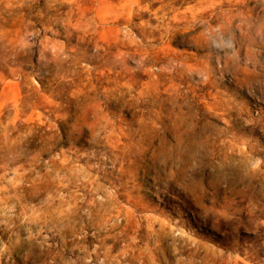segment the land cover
Segmentation results:
<instances>
[{
	"label": "rangeland",
	"instance_id": "obj_1",
	"mask_svg": "<svg viewBox=\"0 0 264 264\" xmlns=\"http://www.w3.org/2000/svg\"><path fill=\"white\" fill-rule=\"evenodd\" d=\"M0 264H264V0H0Z\"/></svg>",
	"mask_w": 264,
	"mask_h": 264
}]
</instances>
